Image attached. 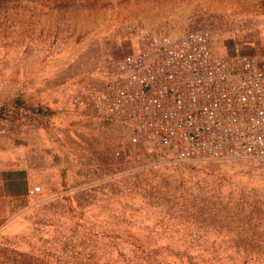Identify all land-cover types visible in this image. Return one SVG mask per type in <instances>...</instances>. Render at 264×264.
<instances>
[{"label": "rangeland", "instance_id": "1", "mask_svg": "<svg viewBox=\"0 0 264 264\" xmlns=\"http://www.w3.org/2000/svg\"><path fill=\"white\" fill-rule=\"evenodd\" d=\"M99 4L0 10V165L27 169L39 188L0 230V264H106L109 247H264L243 239L264 235V160L146 158L91 100L146 38L201 31L218 56L245 48L264 31L261 0Z\"/></svg>", "mask_w": 264, "mask_h": 264}, {"label": "built area", "instance_id": "2", "mask_svg": "<svg viewBox=\"0 0 264 264\" xmlns=\"http://www.w3.org/2000/svg\"><path fill=\"white\" fill-rule=\"evenodd\" d=\"M99 93L92 107L146 158L264 160V60L238 48L218 56L204 32L146 38Z\"/></svg>", "mask_w": 264, "mask_h": 264}, {"label": "trees", "instance_id": "3", "mask_svg": "<svg viewBox=\"0 0 264 264\" xmlns=\"http://www.w3.org/2000/svg\"><path fill=\"white\" fill-rule=\"evenodd\" d=\"M22 1H30L54 10L66 9L76 3L88 8H101L103 0H0V10H10ZM264 5V0H261ZM82 3V4H81ZM230 241L233 238H229ZM249 242H263L264 235L244 237ZM138 241H141L138 239ZM106 264H264V247L233 248H167L136 247L116 249L109 247L102 253Z\"/></svg>", "mask_w": 264, "mask_h": 264}, {"label": "crops", "instance_id": "4", "mask_svg": "<svg viewBox=\"0 0 264 264\" xmlns=\"http://www.w3.org/2000/svg\"><path fill=\"white\" fill-rule=\"evenodd\" d=\"M240 52L264 60V31H260ZM0 165V230L30 208L34 181L25 168Z\"/></svg>", "mask_w": 264, "mask_h": 264}]
</instances>
